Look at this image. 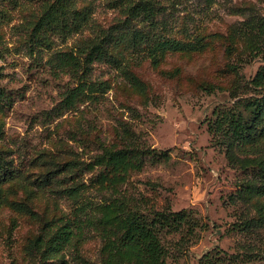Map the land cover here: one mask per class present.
Wrapping results in <instances>:
<instances>
[{"label": "rangeland", "instance_id": "obj_1", "mask_svg": "<svg viewBox=\"0 0 264 264\" xmlns=\"http://www.w3.org/2000/svg\"><path fill=\"white\" fill-rule=\"evenodd\" d=\"M53 2L0 0V151L14 173L0 182V264H101L103 240L84 220L111 202L185 213L159 231L167 264H264V111L254 146L215 131L221 112L249 116L255 99L264 110V82L251 83L264 0H70L54 28L35 29ZM136 2L154 13L130 16ZM74 10L86 16L78 27ZM164 40L185 46L153 51ZM96 44L107 57L75 74L60 65L61 52L83 61ZM118 149L142 167L113 191L92 163ZM59 218L81 235L43 259L33 242Z\"/></svg>", "mask_w": 264, "mask_h": 264}, {"label": "trees", "instance_id": "obj_2", "mask_svg": "<svg viewBox=\"0 0 264 264\" xmlns=\"http://www.w3.org/2000/svg\"><path fill=\"white\" fill-rule=\"evenodd\" d=\"M70 0H54L50 4L43 16L36 22L35 29H42L46 32L49 28L55 27V19L58 15L65 17V12L69 8ZM149 2H136L128 8L130 16L146 14L150 16L154 13ZM72 23L69 26L78 27L86 16L77 10L71 13ZM67 24H62L65 29ZM57 28H59L57 26ZM138 32L134 37L142 39ZM185 45L177 40H164L153 44V51L159 49L179 50ZM60 65L75 74L84 70L93 61L104 59L107 54L100 44L92 46L83 61L72 52H61ZM264 82V66L257 71L252 84L259 87ZM82 94L79 88H73L65 97V104L71 105ZM4 97V92L0 88V100ZM249 113L245 116L241 111L221 112L215 121V131L223 129L226 134L234 138L238 143L254 146L252 142V129L255 118L263 113V103L259 99L248 102L243 110ZM254 148V147H253ZM252 149V148H251ZM3 151H0V182L11 179L14 176L11 168L7 167V161L3 158ZM101 166L105 173L97 176V182L101 186L110 187L116 191V187L125 182L127 175L131 171L139 170L142 167V159L133 150L118 149L111 152H104L95 157L92 166ZM90 165L89 167L92 168ZM264 194V187L260 189ZM78 213L84 208H78ZM99 215L96 218L86 217V225L92 226L98 232L103 244L101 247V264H167V251L163 246L159 236V231L169 222H182L186 218L184 212H174L168 217L158 212L152 213L151 218L143 213H136L126 209L119 203H103L97 206ZM81 235V226H75L68 220L62 218L46 223L43 227V234L38 236L33 247L39 252L43 259H49L45 255L57 253L65 249L72 239Z\"/></svg>", "mask_w": 264, "mask_h": 264}]
</instances>
